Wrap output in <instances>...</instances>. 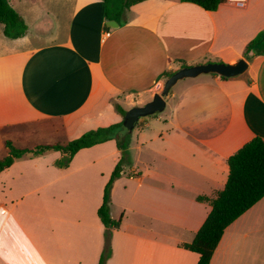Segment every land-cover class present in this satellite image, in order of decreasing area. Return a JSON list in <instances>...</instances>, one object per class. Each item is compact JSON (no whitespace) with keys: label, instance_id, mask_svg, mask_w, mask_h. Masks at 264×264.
I'll return each mask as SVG.
<instances>
[{"label":"crops","instance_id":"1","mask_svg":"<svg viewBox=\"0 0 264 264\" xmlns=\"http://www.w3.org/2000/svg\"><path fill=\"white\" fill-rule=\"evenodd\" d=\"M51 1L57 15L45 11L33 34L28 26L24 36L9 38L0 21L6 154L7 140L17 147L66 142L123 122L116 104L128 111L152 100L166 72L183 62H249L235 77L180 80L181 90L166 98L169 112L152 114L166 125L136 123L135 156L111 190V215L122 221L107 264H196L200 254L184 244L212 209L198 196L222 190L228 158L264 138V54L246 53L264 30V0L228 1L217 10L144 0L109 29L104 0ZM54 32V39L34 43ZM60 155L22 157L0 173V264H99L105 227L98 209L120 150L115 139L85 147L65 168L55 165ZM250 258L264 264V197L226 228L210 264Z\"/></svg>","mask_w":264,"mask_h":264},{"label":"trees","instance_id":"2","mask_svg":"<svg viewBox=\"0 0 264 264\" xmlns=\"http://www.w3.org/2000/svg\"><path fill=\"white\" fill-rule=\"evenodd\" d=\"M144 0H104L105 16L107 20L115 19L123 23L126 11L134 4ZM196 3L206 10H217L228 0H182ZM0 21L4 24V35L9 38H19L26 34L28 25L25 18L13 7L10 0H0ZM106 28L109 27L106 25ZM260 32L247 47L246 53L256 51L264 54V46L260 44ZM187 65L186 62L182 66ZM175 71L169 70L165 76H171ZM226 78V77H224ZM118 111L125 115L127 110L120 104H116ZM125 128L123 122L108 126H101L86 131L78 138L62 142L39 143L33 147H17L11 140L6 141L8 153L0 158V173L10 167L17 159L22 157H36L50 151H60V157L55 165L60 168L67 167L75 154L82 148L115 139L118 149L123 156L116 164L109 181L104 189L103 203L98 209V214L104 224V248L99 264H107L112 256V237L116 229L121 225L122 217L115 219L111 215V190L117 178L125 169L126 155L128 154L132 132L122 134ZM120 133L117 137L116 134ZM131 161L129 160V164ZM229 176L225 187L213 197L200 195L198 199L207 201L212 209L202 226L196 232L195 237L184 247L198 252L200 258L196 264H210L214 252L224 235L226 228L237 218L244 214L254 204L264 197V138L256 136L246 142L240 149L228 158Z\"/></svg>","mask_w":264,"mask_h":264},{"label":"water","instance_id":"3","mask_svg":"<svg viewBox=\"0 0 264 264\" xmlns=\"http://www.w3.org/2000/svg\"><path fill=\"white\" fill-rule=\"evenodd\" d=\"M106 24L110 28H116L119 23L115 19L107 20ZM260 44L264 46V32L261 36ZM249 67V62L245 58H240L235 62L208 61L192 65H185L169 76L161 92H157L153 99L143 105L130 108L124 115L123 124L126 129L132 130L141 117L155 114L162 111L166 106L165 97L172 91L175 85L182 79L195 78L203 74H217L222 77H235L244 73ZM120 134H117L119 137Z\"/></svg>","mask_w":264,"mask_h":264},{"label":"rangeland","instance_id":"4","mask_svg":"<svg viewBox=\"0 0 264 264\" xmlns=\"http://www.w3.org/2000/svg\"><path fill=\"white\" fill-rule=\"evenodd\" d=\"M10 3L13 5V7L19 13H21L25 17L26 23L29 26V33L30 34H33V30H35V28H36V23L44 16L45 11H50V12L55 13V14L57 13V10L54 8L53 2L51 0H10ZM56 19H57L58 22H61V20H60L61 18L57 17ZM30 34L28 35L29 37L31 36ZM56 36L57 35L55 34V32L54 33L45 34V35H43L41 37L34 36V37H37V38L34 39V43H36V42H40V43L41 42H46V41H49L51 39H54ZM184 82L185 81H180L178 84H176V86L173 88V91L174 92L180 91L181 88L184 85ZM162 89H163V87L160 89V92L162 91ZM171 92L165 97V100H166V98L167 99L171 98L170 97ZM169 108H170V102L167 104V107L165 106V108L162 111H159V112H157L155 114H163V115H165V114H167L169 112ZM146 118L148 120H150V121L155 122V124L166 125V122H164V121H157L158 123H156V121H155L156 117L154 115H152V114L144 116V117H141L140 120L141 119L143 120V119H146ZM135 128L137 129V125H136ZM132 130H130V131L132 132ZM127 132H128V129H126V128H123L121 130L122 134H127ZM117 134H116V136H117ZM28 141L30 142V141H39V140L37 138H36V140H34V139L31 140V138H29ZM43 141L45 142L46 140H43ZM130 144H131V142H130ZM6 149H7L6 147L0 146V158L4 157V155H6ZM50 152H53V151H50ZM50 152H47L45 154H49ZM45 154H42V155H45ZM128 154H130V158H128V156L126 155V159L127 160H126L125 165H124L125 169H126V167H128L130 165L128 163L129 160L131 161L130 163H132V158H134V156H135L134 149H131L130 146H129ZM122 156H123V154L120 151V159L122 158ZM255 262L258 263L259 260L257 259L255 261V259H253V258H250V259L247 260L248 264H253Z\"/></svg>","mask_w":264,"mask_h":264},{"label":"built area","instance_id":"5","mask_svg":"<svg viewBox=\"0 0 264 264\" xmlns=\"http://www.w3.org/2000/svg\"><path fill=\"white\" fill-rule=\"evenodd\" d=\"M236 5H244L248 0H228Z\"/></svg>","mask_w":264,"mask_h":264}]
</instances>
